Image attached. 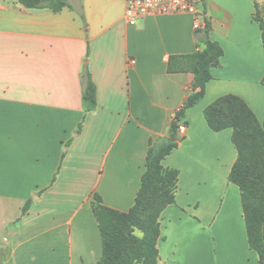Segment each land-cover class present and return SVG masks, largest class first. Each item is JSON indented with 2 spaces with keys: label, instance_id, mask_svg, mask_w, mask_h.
<instances>
[{
  "label": "crops",
  "instance_id": "crops-1",
  "mask_svg": "<svg viewBox=\"0 0 264 264\" xmlns=\"http://www.w3.org/2000/svg\"><path fill=\"white\" fill-rule=\"evenodd\" d=\"M66 1L54 12L0 0V251L8 252L0 264H97L92 196L120 213L134 207L148 149L166 137L193 81L169 72L170 59L202 50L206 38L223 55L185 113V135L160 163L178 177L175 203L159 219V264H259L240 190L229 182L232 130L213 131L204 110L234 95L264 122V45L254 19L257 3L264 21V0H202L199 30L189 15L129 25L124 0Z\"/></svg>",
  "mask_w": 264,
  "mask_h": 264
},
{
  "label": "trees",
  "instance_id": "trees-1",
  "mask_svg": "<svg viewBox=\"0 0 264 264\" xmlns=\"http://www.w3.org/2000/svg\"><path fill=\"white\" fill-rule=\"evenodd\" d=\"M18 2L27 9L46 8L54 12L69 7L66 0H18ZM254 19L262 31L264 45V21L257 3H255ZM204 44L205 47L202 50L198 48L192 55L170 59L169 72H189L193 76V81L182 108L172 118L166 137L151 144L148 149L146 170L141 177V187L134 207L128 213H120L104 206L99 195L92 196L91 208L102 240V256L97 264H159L157 248L160 237L159 218L168 205L175 203L174 192L177 188L178 177L176 170L164 168L160 163L177 147L178 125L184 120L186 111L198 104L204 97L206 84L211 79L210 70L219 65L223 55L217 43H212L206 38ZM177 61H182L183 65H173ZM83 99L86 111L96 106L95 87L89 77ZM204 118L215 132L224 129L232 130V141L237 150V159L229 174V182L240 190L248 246L257 254L259 264H264V203L257 198L256 186H253L250 174V164L257 156L260 157L264 166V122L261 124L248 105L234 95H225L216 99L204 110ZM259 177L264 179V174ZM158 184L171 186L172 193L158 194L161 201L160 208L140 222L138 214L145 201V195ZM262 184L261 181L260 185ZM30 205L31 199L25 203L22 214L28 211ZM119 219L125 220L130 227H139L142 232L141 238L136 239L132 247L125 246L132 240L130 232H127L123 238L117 232L115 223L121 221ZM136 225L138 227H135Z\"/></svg>",
  "mask_w": 264,
  "mask_h": 264
},
{
  "label": "built area",
  "instance_id": "built-area-1",
  "mask_svg": "<svg viewBox=\"0 0 264 264\" xmlns=\"http://www.w3.org/2000/svg\"><path fill=\"white\" fill-rule=\"evenodd\" d=\"M124 6L125 21L129 25L150 16L189 15L194 30H199L204 19L202 0H124ZM185 133L186 125L181 121L177 135L182 137Z\"/></svg>",
  "mask_w": 264,
  "mask_h": 264
},
{
  "label": "rangeland",
  "instance_id": "rangeland-1",
  "mask_svg": "<svg viewBox=\"0 0 264 264\" xmlns=\"http://www.w3.org/2000/svg\"><path fill=\"white\" fill-rule=\"evenodd\" d=\"M250 174H251V180L253 182V186H256L255 193L258 195L257 198H260L262 202L264 203V179L263 177H259L260 175L264 174V166L262 165L261 159L259 156L256 157V159L250 164ZM262 181V185H260ZM165 189V190H164ZM167 193L168 195L172 193L171 186H165L164 184H158L157 186L152 187L145 195V201L143 202L142 208L139 212V220L142 222L149 214L156 213L158 209L160 208L161 201L159 199L158 194L160 193ZM263 213H264V205H263ZM160 219V218H159ZM121 221H118L115 223V227L117 228V232L120 235L121 238H123L127 232H130L131 234V242L126 243L125 246L132 247L135 243V240L138 238H141L142 232L139 229V227L136 225L129 226L127 225V222L125 220L119 219ZM132 230V232H131ZM0 254H3L4 261H7V250L0 251Z\"/></svg>",
  "mask_w": 264,
  "mask_h": 264
}]
</instances>
